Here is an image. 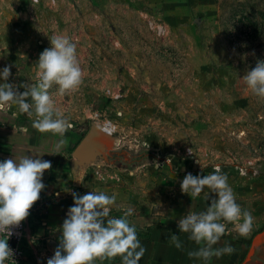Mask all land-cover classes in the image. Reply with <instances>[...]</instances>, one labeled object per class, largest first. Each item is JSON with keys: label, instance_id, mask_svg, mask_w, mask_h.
I'll return each instance as SVG.
<instances>
[{"label": "rangeland", "instance_id": "obj_1", "mask_svg": "<svg viewBox=\"0 0 264 264\" xmlns=\"http://www.w3.org/2000/svg\"><path fill=\"white\" fill-rule=\"evenodd\" d=\"M59 35L76 44L83 83L49 92L70 126L106 140L109 182H125L109 190L111 212L174 220L187 203L207 209L211 188L192 197L180 185L219 165L264 223V97L243 79L264 60V0H0L7 82L21 92L36 83L39 55ZM10 109L19 106L0 111Z\"/></svg>", "mask_w": 264, "mask_h": 264}, {"label": "clouds", "instance_id": "obj_2", "mask_svg": "<svg viewBox=\"0 0 264 264\" xmlns=\"http://www.w3.org/2000/svg\"><path fill=\"white\" fill-rule=\"evenodd\" d=\"M50 43L51 47L39 55L38 81L23 84V92L7 82L11 68L0 69V80L4 81L0 83V109L18 105L19 110L29 116L35 113L33 127L38 131L63 136L70 127L69 119L57 109L49 89L56 84L61 93L75 91L83 83L84 72L78 60L77 46L69 37L55 36ZM243 79L253 94L264 97V60L258 61ZM63 143L65 141L61 140L60 144ZM51 167V161L29 155L19 161L14 158L0 160V264H7L12 259L14 251L8 244L13 235L12 228L29 216L45 188L44 172ZM205 186L216 193V198L206 210L183 215L178 221V229L188 233L189 239L196 244L203 245L188 255L208 261L213 256L220 257L235 250L230 243L222 248L213 247L228 231L227 224L222 221L232 222L241 236H247L252 231L253 217L237 203L228 176L219 165L208 175L187 173L180 185L181 191L192 197L199 196ZM72 196L73 205L67 210L59 243L47 264H95L97 258L117 256L121 257L122 264H139L145 249L135 225L128 219L131 209L123 216L110 217L115 195L110 196L104 191L80 195L73 191ZM170 241L176 248L182 247L177 234L173 233Z\"/></svg>", "mask_w": 264, "mask_h": 264}, {"label": "crops", "instance_id": "obj_3", "mask_svg": "<svg viewBox=\"0 0 264 264\" xmlns=\"http://www.w3.org/2000/svg\"><path fill=\"white\" fill-rule=\"evenodd\" d=\"M33 121L27 120L20 110L0 111V160L14 158L19 161L29 155L51 161L52 167L45 170L43 176L45 188L24 220L25 255L22 263L47 264V259L53 256L59 243L60 228L67 210L73 205L72 192L83 195L89 191H104L108 194L109 190L115 192L112 188L125 182L121 181L122 185H111L112 182H109V174L113 171L107 160V142L95 132L86 133L82 128L70 126L63 136L42 133L33 127ZM61 140L65 143L60 144ZM131 202L134 203V200ZM113 206L112 209L115 208ZM187 206L188 211L206 210L188 203ZM121 209L116 208V213L111 212L110 217L123 216L124 209ZM183 215L174 220L157 214L146 219L140 218L139 213L128 216L145 249L139 264H264V223L253 221L252 231L247 236H241L232 222L222 221L227 224L228 231L213 247L222 248L230 243L235 250L204 261L188 255L203 245L190 240L188 233L179 231L178 221ZM155 219L161 222L155 224ZM173 233L182 242L179 249L170 241ZM95 264H122V259L119 256L97 258Z\"/></svg>", "mask_w": 264, "mask_h": 264}, {"label": "built area", "instance_id": "obj_4", "mask_svg": "<svg viewBox=\"0 0 264 264\" xmlns=\"http://www.w3.org/2000/svg\"><path fill=\"white\" fill-rule=\"evenodd\" d=\"M25 221H22L19 226L13 227V235L8 240L10 248L13 249L14 255L12 259L7 261V264H22L24 260L25 250L23 246V241L25 239ZM15 261V262H14Z\"/></svg>", "mask_w": 264, "mask_h": 264}]
</instances>
